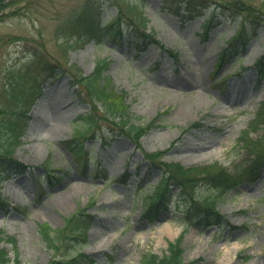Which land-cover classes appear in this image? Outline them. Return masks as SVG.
<instances>
[{"label":"rangeland","instance_id":"obj_1","mask_svg":"<svg viewBox=\"0 0 264 264\" xmlns=\"http://www.w3.org/2000/svg\"><path fill=\"white\" fill-rule=\"evenodd\" d=\"M244 3L258 8L263 0ZM97 13L100 34L85 37L78 18ZM188 18L168 0H24L0 11V109L10 111L4 99L8 84L27 67L26 58L34 51L43 52L55 67L51 77L34 73L25 127L0 153L8 161L0 165V170L7 168L0 173V249L9 259L17 255L19 264H140L148 253L167 254L168 244L178 239L183 264H220L227 258L228 264H264V163L251 175L239 143L264 105V70L258 65L264 56V25L252 30L245 24L249 35L238 38L242 25L224 17L220 8ZM111 20L115 23L108 26ZM117 26L120 37L111 35L110 28ZM248 50L257 52L255 59L248 60ZM100 60L106 62L103 82L120 94L129 125L138 127L133 134L126 127L119 130L122 121H101V110L96 111L97 130L84 133L80 120L90 108L76 80L92 74ZM231 86L244 101L227 109L223 97ZM168 90L178 95L172 101H167ZM50 93L70 104L72 114L53 138L42 131L44 120H52ZM190 93L191 102L186 99ZM180 104L188 107L186 117L173 113ZM229 126L234 131L222 135ZM82 132L89 138H80L77 133ZM180 138L223 141L222 146L215 142L213 154L193 158L176 151ZM0 140L10 144L2 132ZM34 152L38 155L30 160ZM146 154L185 168L216 161L222 165L234 176L232 188L219 196L221 190L200 183L194 191L198 201L216 200L219 219L183 215L188 204L173 187L167 202L162 199L154 215L145 217L144 200L164 179ZM74 214L87 222L85 232L64 233L53 248L47 246L40 226L46 224L55 236ZM166 224L171 233L162 231Z\"/></svg>","mask_w":264,"mask_h":264},{"label":"trees","instance_id":"obj_2","mask_svg":"<svg viewBox=\"0 0 264 264\" xmlns=\"http://www.w3.org/2000/svg\"><path fill=\"white\" fill-rule=\"evenodd\" d=\"M24 0H0V11L7 7L15 6L16 4ZM172 4L182 7L183 11L188 15H200L206 9L220 8L223 11V15L232 21L236 19L242 25L239 30L236 31V37L240 38L244 36L243 25L248 24L252 30L257 29L259 26L264 25V0L263 3H259L258 8H254L250 5H246L244 2L252 0H168ZM220 1H223L222 3ZM244 1V2H243ZM97 16L89 17L86 14H82L78 18V28L85 30V37H96L100 32L97 25ZM71 22L70 25H72ZM96 23V24H95ZM115 22L110 21L108 26H112ZM138 30V25H133ZM112 36H122V30L119 26L111 27ZM246 31V30H245ZM139 33L143 34L140 30ZM248 32V31H246ZM115 34V35H114ZM76 37V36H75ZM77 39V37H76ZM140 38L138 39V41ZM152 40L150 43H154ZM27 67L22 72H18L15 75V80L9 82L7 94H5V102L11 106L10 111L6 107L0 109V132L9 137L10 144L5 145L0 140V153L5 154L7 147L16 141L20 133L24 129L25 118L24 111L27 109V101L30 91L32 89L31 84L35 80V74L38 72L45 73L50 77L54 74V65L49 63L48 58L43 52L34 51L32 55L26 58ZM104 60L98 61L96 70L89 76H79L76 80V85L81 89V95L85 98L90 108V114L85 119H81L80 123L84 126V133H94L97 129L94 128L96 121V111L101 110V114L105 115L99 118L103 122L116 124L117 121H122L121 131H124L123 127L127 129L128 133L133 134L138 130V127L129 125L127 118L128 108L124 105V100L109 88L108 83L103 82L102 77L103 70L102 65L105 64ZM263 69L264 65H261ZM35 73V74H34ZM32 97V95L30 94ZM100 106V107H99ZM23 108V109H22ZM7 111V112H5ZM133 132V133H132ZM83 132L77 133L80 138H89L85 136ZM256 134V139H249L250 135ZM239 143L242 149L245 151L246 156L249 159L251 175L255 174V171L264 163V105L261 106L259 112L256 114L255 120L249 124V128L242 134ZM12 146V145H11ZM76 146H73L75 149ZM80 149V148H79ZM80 150H77L76 156H80ZM161 155H147L148 160L157 163L160 169L164 172L163 182L159 183L155 188V192L149 201L144 200L146 203L143 209V215L149 217L154 215L157 207L160 205V201L168 200L167 196L170 193V188H177L181 192V197L188 204V208L183 213L186 217H189L191 213H199L198 217H207L219 219L216 208V200L213 197L199 198L198 201L194 197V191L198 188L200 183L211 185L220 191L219 196L226 193V190L232 188L234 185V176L228 173L222 165L218 162H213L207 166H196L185 168L179 164H162L157 162ZM2 157V155H0ZM1 163L8 164V161L0 158ZM6 171V168H2L0 173ZM170 187V188H169ZM165 205H167L165 203ZM204 213V214H200ZM200 219V218H199ZM87 228V222L81 217V214L71 215L65 220V226L61 229L55 230L54 235L50 233V229L46 224L40 226V233L42 239L47 246H54L53 241L56 238H63L64 233H83ZM8 242L13 243V240L7 239ZM53 248V247H52ZM181 249L179 240H175L168 244V252L162 256H157L152 253L144 255L140 264H183L181 258ZM79 257L83 255L79 254ZM75 259V258H74ZM74 259L71 261L73 262ZM19 264L17 255H14L13 259L8 258V254L5 250L0 249V264Z\"/></svg>","mask_w":264,"mask_h":264},{"label":"bare ground","instance_id":"obj_3","mask_svg":"<svg viewBox=\"0 0 264 264\" xmlns=\"http://www.w3.org/2000/svg\"><path fill=\"white\" fill-rule=\"evenodd\" d=\"M245 56L248 58V60H252L256 58L257 52H252L248 50ZM66 83L65 81H63L65 88H68ZM173 87L176 88L177 84H174ZM198 89L202 90L201 87H198ZM165 95L167 96V101L169 100L172 101L174 99V96L176 97L177 93L175 91L168 90L165 92ZM198 95L202 97L203 93L199 91ZM241 95L242 93L239 92L237 88H235L234 86H231V88L225 93L223 97V103H224L223 106L228 109L229 107L233 108L238 105H241L242 102L244 101V98ZM192 96L193 95H191L190 93L189 96L186 97V99H189V102H191L190 99ZM47 103H48V107L52 115V120L48 121V118L47 120H44L45 123H44L42 131L45 135L50 136L52 138L58 137L61 133L62 124L66 123L67 121H70L71 119V116H72L71 107H70V104L69 105L63 104L62 101L57 96L51 93L47 96ZM173 113L176 116L186 117L189 113L188 107L180 104V106L174 109ZM233 131H234L233 127H230V126L223 127L222 135L224 136L229 135ZM216 141H218L219 146H222L221 145V141H223L222 139H215V140H211V141L204 142V143H189L188 140L181 139V145L178 148H176V151L189 153L190 154L189 156H192L193 158H197V156L204 158L206 155H211L214 153V150H215L214 144ZM37 155L34 152L28 155V158H30V160L31 159L35 160ZM118 164H119L118 162H114L113 166L116 168L118 167ZM162 231H165L166 233H171L172 227L170 226V224H166L165 227L162 229ZM227 255L228 256L230 255L228 249H227L226 256ZM228 263H229V259L227 258L225 261H223L220 264H228Z\"/></svg>","mask_w":264,"mask_h":264}]
</instances>
